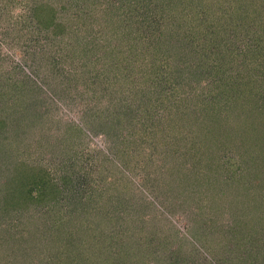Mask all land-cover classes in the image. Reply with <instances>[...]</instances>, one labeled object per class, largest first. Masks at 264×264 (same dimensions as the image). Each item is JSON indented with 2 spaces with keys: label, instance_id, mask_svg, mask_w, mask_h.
I'll use <instances>...</instances> for the list:
<instances>
[{
  "label": "trees",
  "instance_id": "trees-1",
  "mask_svg": "<svg viewBox=\"0 0 264 264\" xmlns=\"http://www.w3.org/2000/svg\"><path fill=\"white\" fill-rule=\"evenodd\" d=\"M175 1L0 0V264H248V261L254 263L253 256L259 258L253 245L263 240L264 229L258 228L262 226V220L258 221L260 214H255L257 219L254 214H249L253 211V196L247 195L246 191L245 202L230 201L229 192L218 185L234 179L233 182L240 184L235 186L236 191L242 194L241 190L250 186L243 183L245 179L262 178L256 174L257 170L253 171L255 167L244 160L243 150L250 153L254 150L255 139L257 141L255 133L250 131L256 130L255 122L245 118L254 114L260 117L263 113L264 121V106L260 103L236 106L235 98L248 89V79L253 74L238 86L240 75L237 71L232 75L222 64L215 66V61L209 68H201V64L210 60L208 55L217 53L215 47L221 45L214 44L216 39L211 37L207 45L213 53L204 46L206 51L197 54L194 47L185 42V35L178 38L175 25H181L184 14L194 13L196 4L192 0H178L176 4ZM224 1H227L226 9L230 15H223L213 22L216 27L219 25L218 31L222 24L228 27L230 18L244 13L248 6H254L249 0ZM210 11L213 8L208 7L205 13L200 9L199 14L208 16ZM263 15L256 16L258 19L254 24L257 49H253L255 52L249 50L250 53L245 51L249 57L255 56L253 72L255 69L264 72ZM90 17L97 20L98 27H91ZM93 29L94 34L90 36ZM100 33L102 38L93 40ZM230 53L234 55L232 50ZM91 63L97 68L94 74L87 75ZM204 70V75H209L208 84L218 91V97L212 104L200 93L190 95L182 110L181 98H172L179 76L190 75L187 80L195 83L201 80ZM111 71L119 84L114 91H110L116 81L110 80ZM245 72V75L252 73L247 69ZM78 82L83 87L88 82L96 87L91 95L95 94L99 105L94 106L96 113L90 125L99 128L103 134L108 132L106 136L110 138L119 132L116 143L120 148H126L123 160H136L133 162L139 168V146L149 141L148 154H156L145 156L144 151L141 165L144 168L152 166L160 151L159 143L166 146L168 152L160 154L164 162L154 169L157 173L151 175L150 184L158 175L163 180L164 191H173V196L180 191L178 195L189 198L190 211L181 210L186 217V227L181 234L177 235V229L165 230L163 224H159L157 212L166 214L164 209L171 214L176 208L174 202L168 207L154 208L150 217L153 218L152 228L137 225L136 230L130 218L121 225L126 214L119 211L122 204L116 193L117 185L121 183L117 181L118 177L122 176H111L104 167L98 172L99 179L95 184L85 181L87 174L81 177L76 173L73 177L51 175L42 163L43 159H34L25 150L34 144L40 150L36 154L38 157H42L43 151L53 155L52 148L57 147L59 140L52 142L44 134H40L39 140L35 138L34 132H40L39 121L44 119L37 111L46 112L47 97H56L58 93L51 90L63 87L68 92V88L75 89ZM162 90L166 92L162 94ZM105 95L106 103L100 106ZM67 96L71 99L80 94L67 93ZM227 97L231 105L226 104V114L235 113L236 108L241 117L225 121L216 115L217 100L223 101ZM142 99L148 102L147 106ZM141 103V109L136 113L134 107L137 110ZM112 104L116 112L111 109ZM85 106L87 109L92 107ZM185 109L196 121L194 132L185 128L191 127V124L186 125L190 119L181 123ZM145 110L146 118L142 116ZM224 124L235 125V133L226 135L227 129L222 128ZM239 124H248L247 129H240ZM249 124L253 126L249 127ZM168 125L176 130L163 132V126ZM239 131L248 134L247 143L240 139ZM68 132L74 136L73 132ZM170 132L176 135L173 140ZM234 135L238 136V144L230 152L226 151L227 155L221 153L220 148L224 150ZM186 137L192 144L185 150L191 151L192 158L184 166L172 162L170 156L179 151L176 140ZM64 141L66 144L65 138ZM239 146L245 149L240 151ZM127 150L135 151V154L130 155ZM255 151L251 154L258 160L264 155V146L258 150V155ZM207 153L210 155L208 162ZM105 158L113 163L110 157ZM263 161L262 158L258 160L259 163ZM202 166H206L204 173H197L196 169ZM222 170L225 171L223 177ZM249 170L253 173L246 176ZM230 172L231 175L235 172V176ZM66 183L71 186L63 194V190L59 192L58 184L64 186ZM114 197L117 201L111 200ZM256 202L264 203L263 199ZM44 207L48 213L47 223L40 221ZM225 211L227 214L223 215ZM37 212H41L39 217H32L31 214ZM22 220L26 223L16 231L15 227ZM26 224H30L31 229L28 230ZM219 234L225 235L222 236L225 247L218 239ZM258 264H264V260Z\"/></svg>",
  "mask_w": 264,
  "mask_h": 264
},
{
  "label": "rangeland",
  "instance_id": "rangeland-1",
  "mask_svg": "<svg viewBox=\"0 0 264 264\" xmlns=\"http://www.w3.org/2000/svg\"><path fill=\"white\" fill-rule=\"evenodd\" d=\"M192 1L196 4L195 11L194 13L192 11L191 13L188 12V15L184 14V17H182V19L184 18L185 19L181 22V25L180 24L175 25V28L177 29V31L174 29L175 33L177 32L176 36L180 38L182 35H185L184 37L185 42L190 43L194 47L193 49L197 54L198 52L201 53L202 50H204V48L207 46L209 47L208 49L210 54H212L213 50H210V45L207 44H209V39L211 37H215L216 40L214 39L215 40L214 44H220L221 47L220 46L219 48H217V46L215 47L217 49L216 51L217 53L208 55L210 57V60H208L205 65L201 64V68L204 66L207 69V67L208 68L210 67L209 66L210 63L215 61L217 63V65L215 66L222 64L224 69L228 70L232 75L236 73L235 71H237L240 75V77H238V82H237L239 84L238 86H240L243 81L247 80L246 78L248 77L249 74H253L252 77L248 79L249 80L248 81L249 85L247 86L248 89H246V91H244V93L242 94L243 98L242 95L238 96L239 98H235L236 106L239 105L240 107L241 105H247L250 103H253V106L254 104L258 105L259 103L263 104L264 106V80H263L264 72L263 71L261 72V70L259 69L257 70L255 69V71L253 72L252 70L256 68V67H252V65L254 66V63H252V61L254 60L255 56L249 57L248 56L249 54L247 55V53H245V51L250 53L249 50L255 52L256 50L254 51L253 49H257L256 46L258 45L255 42L256 35H254L255 34L254 24L258 19L256 18V16H261V13L262 14L264 13V2L262 3L261 1L256 2L255 0H249L251 3H253L254 5L253 7L255 8L248 6L244 13L236 14L235 16L230 18L232 20H230L231 22L227 24L228 27L225 28V26H223L222 24L220 25L221 30L218 31L219 29L217 27L219 25H217L216 27V25L213 22L219 21V19H221L220 17L223 15H227V14L230 15V12L227 11L226 9L227 1L224 0H192ZM176 3H178V0L175 1V4ZM208 7H210L211 9L213 8V11L209 12L211 13V15L206 16L199 14L200 9L205 13V10H207ZM185 11L186 9L182 10V12L186 13ZM189 15L192 16V19L189 18ZM226 18L227 20H229L227 16ZM89 19L93 21L91 27L94 26L98 27V25H96L97 20L94 21L93 17H90ZM211 27L214 28L215 32L211 30L212 29ZM94 30L95 29L92 30L93 33L90 32V36L91 34H94ZM102 36H103L102 33H100L99 36H94L93 40L97 39L99 41V39H101ZM80 38L82 39L83 37ZM231 50L234 53V55L230 53ZM149 54L151 53L149 52ZM247 59L248 61L246 63ZM200 62L201 63L203 62L202 57ZM242 63L244 64V66L242 65ZM204 67L202 69H204ZM248 67H250V69H248ZM96 68L97 67L94 66L92 67V63H91L89 66V70L87 69L88 72L87 75H92V73L94 74L93 71L96 70ZM246 69L252 73L248 72L247 75H245ZM205 72L206 70H204L201 80L195 83L194 82L190 83V80H187V77H189L190 75H187L183 78L179 76L180 80H178L177 81L178 84L175 85V89L173 90L174 95L172 96V98H175V100L176 99L179 100L181 98L180 102L183 103L182 110L184 109V105L187 104L186 98L190 95L193 96L194 94L200 93L202 94V96H205L204 99L206 102L212 104L214 103L215 98L218 97L219 94L218 91L215 90V88H213L212 84L210 83L208 84L209 75H204ZM109 77L110 80H114V79L116 80V77H114L112 71L110 72ZM81 80L83 81L84 79ZM81 82H78L76 84L75 89L68 88V92L66 91L67 89L63 87H58L59 89L57 88L56 91L51 90L54 91L55 93L58 92L56 94V97L52 96L51 98H48L46 96L48 101L45 109L46 112H44L43 114L41 111H37L39 114H42L41 116L44 119L39 121V125L37 128L40 129V132L39 130H36L34 132V135H36L35 138L39 140L41 138L40 134H44L47 135L49 139L52 140V142L59 140V144L57 145V147L54 148L51 147L52 151H54L53 155L50 156V153L43 151L42 157H38L36 154L40 150H37V147L34 144H32L31 146H27V149H25L24 147L23 148L29 152V155L32 154L31 157H33L34 159H37L39 161L43 159L42 163L48 169V171L51 172V175L52 173H54V175L68 174V176L71 175L73 177L74 173H76V176L81 177L82 174H87L84 177L85 181L87 182V180H89L91 183L95 184L99 179L98 172L104 167L111 173V176L112 174L113 176L116 175L117 177L122 176V178L118 177L117 181L121 183L117 185V193H116V196H118L117 199L119 200L120 204H122L121 207L119 208V211L122 212L123 210V214H126L124 215L123 218L124 222L123 223L121 222V225H124L126 220L130 218L132 219V223H134V225L136 226L133 227L136 230H137V225L139 226L144 225L146 227L152 228L153 218L150 217L154 212V208L157 207V209H159L161 205L163 208L168 207V204L170 205V202H174L176 208H174V211H171L172 212L171 214H168L164 209H162V211H164V213L166 214H160L159 212H157L159 214V224L160 223L163 224L165 230L168 229L169 231H171L173 229H177L178 232L177 235L181 234L186 227V222H185L186 217L185 215L183 216V211L181 210L182 208H184L185 210L188 209L190 211L189 204L191 203H189L190 202L189 198L185 199L184 196L178 195L180 191L175 192V196L172 195L173 191H169V190L164 191L165 188L163 187V180L161 179V177H157L158 175H156L157 180H154V182L150 184L152 182L151 175L153 176L154 173H157L154 171V169H157V167L163 161V158L161 157L160 154H162L164 151L165 153L168 152V150L165 149L166 146L164 144L162 145L161 143H159L160 146L158 147V149L160 151L157 153L158 156L156 157V159L152 161L153 163L152 166L148 165L147 167L144 168L141 165L142 157L144 159L143 152L144 151L146 152V153L144 152L146 156V154H148L150 150L148 148V145H151L149 141H146L144 142V144H142V146L141 145L139 146V168H138V164H135L136 160H133L135 163L132 160H123V156H124L123 151H125L126 148H120L116 143V137H118L119 132L114 133V136L110 138L109 136H106L108 132L106 134L105 133L103 134L99 131V128L91 127L90 124L92 120H94L93 116L95 117V113H96V111L95 112L93 111L94 106L99 105L96 104L98 98H96L95 94L91 95L92 93L91 91L96 90V87L94 86V84L91 86L90 82H88V84H86V86L83 87L80 84ZM117 83L118 81L116 80L115 84H113L114 88L110 91H114L117 89V86L119 85ZM87 85H89V88L87 87ZM84 88H88V89L84 91L83 90ZM165 92H166L165 90L161 91L162 94H164ZM48 93L50 94V92ZM67 93H71V94L77 93L80 94V96L71 97V99H69ZM106 97L107 95L103 96V99H101L100 101L101 103L100 106L106 103ZM141 101L144 102V106L148 105V102H146V100L142 99ZM224 101H226V103H224ZM85 104L91 105L92 107L87 109ZM226 104L231 105L228 97L225 100L223 99V101L217 100V104L214 107L217 110L216 115H218L220 119L226 121L229 120L230 118L236 119L237 116L241 117L240 115L241 113L235 107H233L235 108L233 112L237 113V115H234L235 113H232L231 111H229V113L232 114H226V111L224 109L227 106ZM141 106L142 103L140 104V108H138L137 110L136 107H134L136 113H139ZM110 107L111 109L114 108L115 112L117 111L113 104ZM188 109H185V111H183L184 120H182L181 123L187 119H190V122H188L186 125L191 124V127L190 128L185 127V128L192 130L194 132V130H197V128H193L196 121H194L192 113ZM97 110H100V108H98ZM146 115L147 113L145 110L142 116L146 118ZM253 117L250 116L245 119L251 118L250 122L251 121L255 122L254 126L256 130H251L250 128L249 129L252 133H255L254 139L257 138V141L255 139L254 144L252 145L254 146V150H256L255 153L258 155L259 154L258 150H260L264 146V144H262V142H264V123H263L264 121H262L263 113L260 114V117H256V114H254ZM178 123L179 122H177L176 124ZM170 126L171 125L163 126L164 127L162 129L163 132L165 131L174 132L176 130V127H170ZM245 126H248V124H242V125L239 124L240 129L241 128H243V130L247 129V127ZM250 126H253V124H249V127ZM234 127L235 125L228 126L227 124H224L222 126V128L227 129L226 130L227 133H225L226 135L235 133L233 131ZM171 128L173 129L169 130ZM68 131L73 132L74 136H71L70 135L71 133ZM238 134H241L239 135L240 139L242 138L243 140H245L246 143L248 142L247 140L248 134L246 132L243 133L242 131H239ZM175 136L176 135L171 133L170 139L173 140ZM63 137L66 139V144L64 143L65 141ZM237 137L238 136L234 135L233 139H231L229 142H227V144H225L226 148L224 147L225 149L222 150L221 147L219 151L221 153L226 154V151L230 152L232 149H234L235 145L238 144ZM250 138L252 142L253 138L252 137ZM48 143L51 144L50 142ZM42 144L43 147L45 145V142H43ZM176 144H178L179 146L178 147L179 151L177 150L174 154H171L170 156L171 160L176 164L179 165L182 164L184 166H187L192 158V155L190 154L191 151L185 150V148H188L192 144L190 138L186 137L181 140H176ZM52 146L55 145L52 143ZM240 146H239L240 151H242V149H245L244 147L241 148ZM252 149L253 147L251 148V150ZM59 150L60 152H58ZM243 151H244L243 152L244 160H246L248 164L255 167L253 171L257 170L256 174L259 173V177L262 178L260 180L257 178L245 179L243 183L250 184V186H248L249 188L247 190L240 189L242 191V194H240L239 191H236L237 189L235 188V186H240V184L233 182L234 179L232 182L230 180L228 182H224V183L222 182V184L219 182L218 186H221L222 188L225 187L226 192H229L228 195L230 201L242 200V202L243 201L245 202V200L248 198L247 195L253 196L254 203L253 200L251 199L253 205V211L250 210L249 214H254V215L260 214V216H258L259 217L258 221L260 219L262 220L261 222L262 226L258 227V225H255V227L256 228L258 227L261 230L264 229V219H263L264 203L259 205L258 204L259 201L256 202V200L263 199L264 202V161L261 163L258 162V160H261V158L264 160V155L262 156L259 155L261 157L258 160H254L251 154L252 151L250 153H246L245 150ZM127 152L130 155H132V152L133 154H135V151L130 152L129 150H127ZM155 154L156 153H149L148 155L154 157ZM207 156L208 157L206 159V162H208V158L210 155H208L207 153ZM105 157L107 158L110 157L113 160V163H115V166L110 160L106 159ZM255 162L257 164H255ZM205 167L206 166H202L196 169L197 173L199 172L204 173L206 169ZM233 168H237V166H234ZM224 172L225 171L222 170L221 173L222 177L225 175ZM252 173L253 172L250 171L247 173L246 176H250ZM235 174L236 173L233 172L234 176ZM235 179L238 180V178ZM215 183H217V180ZM70 186H71L70 183H66L64 186L63 185L59 186L58 184L59 192L63 190V194H64L65 192H67V190H69L67 187ZM173 188L175 189L176 187H171V189ZM118 191L120 192V194L118 193ZM246 191H247V195H244ZM174 197L176 198L173 201L172 198ZM249 198L251 197L249 196ZM111 200L117 201L115 197L111 198ZM61 207H66V206L62 205ZM231 208L235 210V207L231 206ZM40 213L41 212H37L31 215L32 217L34 216L39 217ZM225 214H227L226 211L223 213V215ZM47 215L48 213L46 212V207H44L41 213L40 221L46 220L47 223L48 222ZM166 215H168L169 218ZM255 218L257 219L256 215ZM18 223H19L18 226L15 227L17 229L16 231H19V227L23 226L21 224L26 222L22 220L21 222ZM26 225L29 227L28 230L31 229L32 226L30 224H26ZM155 226H157L156 222H155ZM222 236L225 235L219 234L218 239H220V243L224 245L223 247H225L226 242L225 240H222L224 239L222 238ZM256 243L257 244L253 246L254 249L257 250L256 252L259 258L255 259L254 256L252 258L254 259V263L258 264L261 263L262 260H264V252H261L263 250L262 247L264 248V238L263 240ZM258 245L260 246L258 247ZM243 253H246V251ZM203 255L205 256V254ZM218 255L222 256L224 255V253ZM248 262H249L248 264H254L251 261Z\"/></svg>",
  "mask_w": 264,
  "mask_h": 264
}]
</instances>
